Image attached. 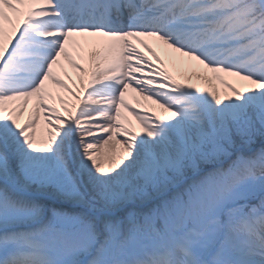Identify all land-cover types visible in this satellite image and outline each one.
Segmentation results:
<instances>
[{
    "label": "snow or ice",
    "instance_id": "6c2138e0",
    "mask_svg": "<svg viewBox=\"0 0 264 264\" xmlns=\"http://www.w3.org/2000/svg\"><path fill=\"white\" fill-rule=\"evenodd\" d=\"M0 264H264V0H0Z\"/></svg>",
    "mask_w": 264,
    "mask_h": 264
},
{
    "label": "bare ground",
    "instance_id": "6f19581e",
    "mask_svg": "<svg viewBox=\"0 0 264 264\" xmlns=\"http://www.w3.org/2000/svg\"><path fill=\"white\" fill-rule=\"evenodd\" d=\"M78 41H80V43L83 45L85 40H91L93 38H84V37H77L76 38ZM147 43H149L151 46H153L155 48V50L157 51V54L160 56V58L164 61L163 64V69L169 74L171 75L175 80L181 82V83H192L196 86L199 87H209V88H216L218 91L223 92L225 91V89L222 87V85L219 84V82L217 81H213L212 84H208L205 82V80L203 78H198V77H203V76H208L211 77V73H207V71L205 69H203L202 66L199 65H195L194 62H189L187 61L186 58H181L179 57L177 54L174 53H169L168 55H165L163 51H161L160 48L156 47L151 41H146ZM133 43H135V41H133ZM139 48V45H136ZM90 49L88 47H85L84 49V54L86 56V53L89 51ZM141 51H143V49H141ZM145 55L147 56V53H145ZM74 58H76L78 60V62L84 64V66L87 68L89 67L87 60H79L78 57L74 56ZM148 60L155 66L160 67V65H156L155 61L152 60V58L149 56ZM61 63L63 64L64 70H66L68 72V75L71 77V81L69 80H65L66 83L69 84V87L73 88V90H76V88L78 87V74L75 73L69 66L68 63L66 61H61ZM189 65H191V67H189ZM57 71H59V69H57ZM222 76V78L230 83H234V79L231 77H224L223 74H219ZM52 93L53 96L56 97L57 95L62 96L64 99H66L67 101H69V103H71V98L67 95V93H64L58 89H52ZM125 100L126 102L130 105V107L135 110V111H144L145 108H156L155 105L151 104V101H146L144 100L141 96H138L135 92H132L131 90H129L126 95H125ZM52 103H55L57 108H60V105L58 103L57 100H53L51 101ZM32 108V102L29 103V107L27 110H25L24 115L20 117L21 123L24 122L25 119L28 118L29 115V111ZM158 114H162L161 110L156 109ZM123 114L125 115V117H127V119L129 121H131L132 124V128L135 131H139V125L136 124V122L134 120H132L131 116H128L127 113H125L122 110ZM42 118L41 116L37 117V122L34 125L33 131L36 129V126L38 124V122H41ZM116 151L119 152L120 146L119 145H115ZM103 153H107V149H102L101 150Z\"/></svg>",
    "mask_w": 264,
    "mask_h": 264
},
{
    "label": "rangeland",
    "instance_id": "374dc122",
    "mask_svg": "<svg viewBox=\"0 0 264 264\" xmlns=\"http://www.w3.org/2000/svg\"><path fill=\"white\" fill-rule=\"evenodd\" d=\"M47 131L48 129L46 128L44 120L42 119L41 122H38L36 129L33 131V133L37 141H40V140L46 139Z\"/></svg>",
    "mask_w": 264,
    "mask_h": 264
}]
</instances>
